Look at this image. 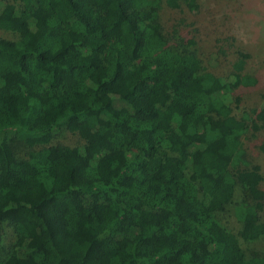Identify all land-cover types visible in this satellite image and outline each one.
Returning <instances> with one entry per match:
<instances>
[{
  "label": "trees",
  "instance_id": "trees-1",
  "mask_svg": "<svg viewBox=\"0 0 264 264\" xmlns=\"http://www.w3.org/2000/svg\"><path fill=\"white\" fill-rule=\"evenodd\" d=\"M199 8L0 0L6 264H264L261 82L235 36L193 47Z\"/></svg>",
  "mask_w": 264,
  "mask_h": 264
},
{
  "label": "rangeland",
  "instance_id": "rangeland-1",
  "mask_svg": "<svg viewBox=\"0 0 264 264\" xmlns=\"http://www.w3.org/2000/svg\"><path fill=\"white\" fill-rule=\"evenodd\" d=\"M200 8L197 13L185 16L186 29L190 31L189 42L193 47L209 57L220 42L219 38L233 35L238 43L254 57L250 60L248 70L259 77L261 86L258 93L264 94V0H198ZM181 15L175 14V18ZM184 16V15H182ZM0 37L15 38L11 31L0 28ZM229 47V46H227ZM229 60L233 48L229 47ZM264 136V134H263ZM82 138L79 133L64 132L61 139L75 143ZM264 164V163H263ZM218 233V231L215 230ZM15 241V233L10 225L6 226L4 244L7 249ZM7 255L0 257V264H6Z\"/></svg>",
  "mask_w": 264,
  "mask_h": 264
}]
</instances>
